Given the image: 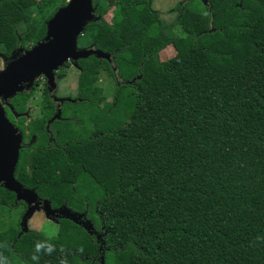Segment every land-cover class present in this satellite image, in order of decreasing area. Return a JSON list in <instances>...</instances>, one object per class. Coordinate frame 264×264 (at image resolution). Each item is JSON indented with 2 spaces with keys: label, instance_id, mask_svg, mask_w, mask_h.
I'll use <instances>...</instances> for the list:
<instances>
[{
  "label": "trees",
  "instance_id": "obj_1",
  "mask_svg": "<svg viewBox=\"0 0 264 264\" xmlns=\"http://www.w3.org/2000/svg\"><path fill=\"white\" fill-rule=\"evenodd\" d=\"M105 1H92L85 49L108 52L106 32L121 46L111 60L78 59L77 96L62 105L99 107L101 74L124 95L115 94L105 124L81 139L69 123L52 135L63 111L47 92L40 116L18 119L22 142H34L20 149L14 177L59 229L54 250L28 260L17 247L40 236L11 222L0 231V264H264V0H202V9L182 2L171 27L191 9L209 23L184 37L151 32L160 20L150 0H116L108 25ZM65 5L0 0V34H12L14 50H29ZM34 7L36 18L28 14ZM168 46L175 55L162 62ZM37 85L10 100L17 113ZM14 201L0 188L9 213Z\"/></svg>",
  "mask_w": 264,
  "mask_h": 264
},
{
  "label": "rangeland",
  "instance_id": "obj_2",
  "mask_svg": "<svg viewBox=\"0 0 264 264\" xmlns=\"http://www.w3.org/2000/svg\"><path fill=\"white\" fill-rule=\"evenodd\" d=\"M41 0H36V2H40ZM116 0H106L105 1V11L102 15L104 21L110 25L113 19L114 12V2ZM152 2V8L158 13L160 24H156L152 26L151 32L153 34L158 31L164 32L168 37H184L186 34L191 33L192 31H203L206 30L209 26L208 20L204 16H198L193 13L192 9L185 12L184 17L182 18L181 25H176L171 27V24L175 21L177 17V13L173 11V9L182 2H189V6L193 9H202L203 2L202 0H150ZM29 16L36 18L38 16V9L36 7L32 8L28 11ZM94 21V19H93ZM20 30H23L24 25L18 26ZM82 41L78 42V47L81 49H85L89 43V38L86 34H81ZM140 41H137V44L134 48H132V52L136 53L139 48ZM86 45V46H85ZM103 46L107 49L108 52L106 54L109 56V60H111V55L109 54L111 51L120 48L121 43L115 39V37L110 33L106 32L104 36ZM89 47V46H88ZM91 49H94L90 47ZM89 49V48H87ZM14 50V39L11 33L4 32L0 34V71L4 70L6 66L14 61L18 60L23 56L22 51L14 50L10 58L4 57V53ZM96 50V49H94ZM105 53V52H104ZM175 55V51L172 46L166 47L163 51L159 53L160 61L164 62L171 59ZM69 67L63 68L61 67L57 73L61 75L60 81L57 83L56 90L50 94L53 96H49L51 100H55L54 103L59 104L60 108H62V122H59L57 126L53 125L52 127V135L57 138L58 134H60L61 126L64 123H69L70 125L65 126L64 128H68L70 132L74 133L75 137L81 139L87 136L88 132H91L92 129H95L96 123L100 126H103L105 123L103 120L105 119V115L109 116L110 112L114 110L116 107V99L115 94L123 96L124 91L120 93V90L115 88V83L107 77L105 74H101L99 76L98 86L102 90L101 96H103L102 102L99 104V107H93L90 104L86 103H68L62 105L61 101L67 98H75L77 96V77L79 74V70L76 66V62L68 61ZM39 84L35 88V91L32 97L26 103V110L22 113H18L15 115V118H25V124L29 121L40 116V104L46 95V91L48 87L45 82V77L41 76L38 79ZM23 86L19 85L17 88L22 89ZM25 92V91H24ZM126 92V91H125ZM11 97L8 98H0V101L9 106V110L12 111L8 101H10ZM120 103L127 102V99H117ZM107 105H111L108 107ZM106 111V113H104ZM13 112V111H12ZM11 112V113H12ZM121 114H124L121 111ZM39 199V198H38ZM38 201V200H37ZM61 201V198L58 199ZM2 206V212H0V231L7 230L11 225V222L17 223L18 214L15 211L8 212L6 211V206L4 204H0ZM5 209V210H4ZM22 209V208H21ZM20 207L18 208V213H20ZM42 209V208H41ZM8 210V208H7ZM33 210V211H32ZM32 205L30 206V212H32V219L27 223L26 231H33L37 233L39 237L26 238L24 241L20 243L21 246H18L17 249L28 259H33L34 256L38 252H43L47 250V245L50 244V240L57 236L58 233V225L52 220L46 217L45 212L40 210L39 212ZM4 211H6L4 213ZM29 212V213H30ZM42 238V239H41ZM37 243H42L45 245L40 251L36 250ZM14 264H19V261H16Z\"/></svg>",
  "mask_w": 264,
  "mask_h": 264
},
{
  "label": "water",
  "instance_id": "obj_3",
  "mask_svg": "<svg viewBox=\"0 0 264 264\" xmlns=\"http://www.w3.org/2000/svg\"><path fill=\"white\" fill-rule=\"evenodd\" d=\"M92 1L70 0L47 23L44 41L29 50L17 49L23 56L0 71V98L12 99L17 93L28 92L41 76L45 77L48 92L52 94L57 88L56 72L68 61L76 62L89 55L109 60L100 50L78 47L83 28L95 18ZM19 85L22 89L17 88ZM22 141V134L9 122L0 101V188L14 193L16 202L39 209L42 203L37 201L38 195L23 188L14 177Z\"/></svg>",
  "mask_w": 264,
  "mask_h": 264
},
{
  "label": "flooded vegetation",
  "instance_id": "obj_4",
  "mask_svg": "<svg viewBox=\"0 0 264 264\" xmlns=\"http://www.w3.org/2000/svg\"><path fill=\"white\" fill-rule=\"evenodd\" d=\"M5 57V56H4ZM10 58V57H9ZM36 82V81H35ZM37 82H38V80H37ZM45 82H46V79H45ZM38 84H39V82H38ZM47 92V95L48 96H53V95H50L49 94V92H48V90L46 91ZM25 93H27L26 91H25ZM70 98H67V99H64V100H69ZM63 100V101H64ZM55 101V100H54ZM54 101L52 100V102L54 103ZM8 103H9V105H10V107L12 108V111H10L9 110V106H7V105H4L2 102H1V104H2V106H3V108H4V111H5V115H6V117H7V119L9 120V122L13 125V126H15L16 127V123L18 122V119L19 118H15V115H18V113L14 110V108H13V106L11 105V103H10V101H8ZM55 104V106H56V111H57V113L58 112H60L61 111V108L59 107L60 105L59 104H57V103H54ZM12 112V113H11ZM17 128V127H16ZM18 129V128H17ZM34 142V139H30V140H27V141H25V142H22V147L21 148H23V147H30L31 145H32V143ZM14 200H15V195H14ZM38 201L41 203V200L40 199H38ZM14 202H16V200L14 201ZM1 204H3V203H1ZM16 205V213L18 214V220H17V225H18V228H19V232L21 233H23V234H27V233H29V231H26L27 230V223L29 222V220H31L32 219V215L33 214H30L29 212V210H30V206H28V204H26L25 202H18V203H16L15 204ZM20 207V213H18V208ZM42 208V206L40 207V210H42L41 209ZM18 210V211H17ZM40 210H37L38 212L40 211ZM15 211V210H14ZM45 214V213H44ZM56 223V222H55Z\"/></svg>",
  "mask_w": 264,
  "mask_h": 264
},
{
  "label": "clouds",
  "instance_id": "obj_5",
  "mask_svg": "<svg viewBox=\"0 0 264 264\" xmlns=\"http://www.w3.org/2000/svg\"><path fill=\"white\" fill-rule=\"evenodd\" d=\"M44 247H45L44 244H42V243H37V245H36V250H37V251H40V250H41L42 248H44ZM47 250H48V252L50 253V252H52V251L54 250V248H53L52 245H47ZM33 259H36V257L34 256ZM62 264H64V262H62Z\"/></svg>",
  "mask_w": 264,
  "mask_h": 264
},
{
  "label": "built area",
  "instance_id": "obj_6",
  "mask_svg": "<svg viewBox=\"0 0 264 264\" xmlns=\"http://www.w3.org/2000/svg\"><path fill=\"white\" fill-rule=\"evenodd\" d=\"M70 0H66V4L69 2Z\"/></svg>",
  "mask_w": 264,
  "mask_h": 264
}]
</instances>
